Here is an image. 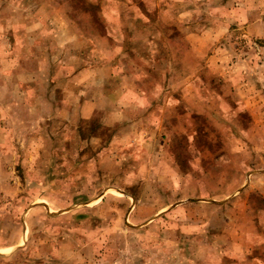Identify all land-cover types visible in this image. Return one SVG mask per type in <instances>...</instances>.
I'll list each match as a JSON object with an SVG mask.
<instances>
[{"label": "rangeland", "instance_id": "rangeland-1", "mask_svg": "<svg viewBox=\"0 0 264 264\" xmlns=\"http://www.w3.org/2000/svg\"><path fill=\"white\" fill-rule=\"evenodd\" d=\"M117 51L99 102L85 71ZM245 248L264 251V0H0V264Z\"/></svg>", "mask_w": 264, "mask_h": 264}, {"label": "crops", "instance_id": "crops-1", "mask_svg": "<svg viewBox=\"0 0 264 264\" xmlns=\"http://www.w3.org/2000/svg\"><path fill=\"white\" fill-rule=\"evenodd\" d=\"M116 57H118V51H117V55L112 56L107 61V63L100 65L98 67L87 68L85 71L88 74V76H90L88 78L89 80L91 79L92 76L99 75L96 78H99L100 80L99 86L101 87V89L103 88V93H101L100 95L99 102H108L110 98L112 99V97H110L112 95L108 94V91H107L108 87L106 85L108 81L113 79L112 76H114L115 74L116 68L114 67L115 64L113 63V61ZM109 71H110V74H109ZM89 87H90V84L88 85V88ZM118 92L119 90L115 93L116 94L115 100L117 102L123 101L122 100L123 93H120V92L118 93ZM130 105L134 106V108H137L136 106L138 105V103L132 102ZM215 264H264V251L261 252L259 249L248 250L246 248L244 250L236 249L234 250L233 253H230L229 259H225L223 261L217 260Z\"/></svg>", "mask_w": 264, "mask_h": 264}]
</instances>
